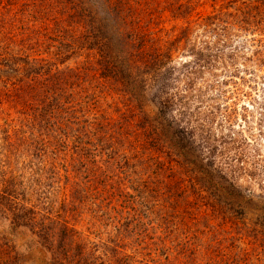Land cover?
<instances>
[{"label": "trees", "instance_id": "16d2710c", "mask_svg": "<svg viewBox=\"0 0 264 264\" xmlns=\"http://www.w3.org/2000/svg\"><path fill=\"white\" fill-rule=\"evenodd\" d=\"M250 5L237 14L205 17L196 12L194 0H33L22 5L21 22H30L32 28L36 25L33 14L37 10L48 16L43 29L53 34L46 40L56 43V56L68 59L77 51H86L94 54V62L80 71L55 68L52 73L50 63L26 54L28 47H23V51L17 49L25 54L18 59L0 55V66L6 69L5 82L19 87L18 94L32 96V123L38 127L35 128L37 136H31L21 145L36 162L33 164L36 171L30 174L31 183L27 185L32 190L25 189L22 181L16 185L13 180L7 181L0 190V220L7 224L8 235L22 239L21 248L39 250L44 255L42 264H150L145 258L133 261L120 244L126 237H135V242L144 239L146 226L169 224L168 228H172L175 225L162 212L152 217L142 214L143 211L137 214L138 210L131 208L136 196L144 201L149 198L146 205L150 207L144 206L146 211L168 208L174 210L173 217L177 219V209L182 204L190 206L197 192L206 193L207 205L216 214L264 234V198L251 199L249 192L242 191L228 177L227 170L214 162L217 143H228L226 138L212 139L210 130L204 131L214 119L213 112L205 116L200 126L193 127L197 120L192 118L198 113L188 107L193 102H202L203 90H218L220 76L215 72L216 67L223 66V74H228L226 62L241 49L248 53L245 55H251L244 60L252 64L249 68L264 72V38L254 37L259 28H262L259 37L264 36V12L260 11L264 4ZM160 9L179 22L172 29V33L178 29L177 32L166 33L165 38L158 36L164 29L154 31L141 24L143 18L154 25V14ZM196 16L199 17L194 20ZM34 32L33 29L30 33ZM242 34L245 36L241 37ZM42 39H35V44H41ZM232 40L237 44H232ZM10 44L16 47L13 41ZM9 47H0V52L8 53ZM90 71L98 74L103 87H111L141 113L135 125L122 124L114 129L109 124L96 122L87 115L84 106L83 109L79 106V92L93 80ZM20 74L22 77L16 78ZM206 74L213 81L202 88L198 81L205 83ZM239 74L234 68L229 78ZM226 79L228 82V76ZM178 106L181 110L175 112ZM235 117H238L236 111L227 107L221 114L222 121L229 125ZM140 136L149 150L164 156L173 165L166 166L159 156L153 163L150 159L145 162L137 158L136 148L129 143L127 148L132 156H128L124 143L127 138L141 141ZM69 141L73 155L66 162L58 155L65 153L62 150L69 147ZM121 148L124 153L119 151ZM59 163L76 168H71L75 176L72 180L69 170L63 169L67 166ZM150 169L153 178L147 175ZM115 173H120L122 178L114 182ZM62 178L71 186L69 198L73 211H89L98 220L110 216L107 219L112 222L117 217L122 221L117 229L120 231L117 242H88L67 221L46 215L40 208L41 202L35 203L37 186L48 187L50 182L57 184ZM122 182L129 184L128 189L137 195L120 190ZM93 199L100 200L90 210L86 203ZM17 249V244L6 234H0V264H19ZM135 254L139 255L136 250Z\"/></svg>", "mask_w": 264, "mask_h": 264}, {"label": "rangeland", "instance_id": "374dc122", "mask_svg": "<svg viewBox=\"0 0 264 264\" xmlns=\"http://www.w3.org/2000/svg\"><path fill=\"white\" fill-rule=\"evenodd\" d=\"M0 1L2 2L0 5V47L10 46L6 49L8 53L0 52L1 57L5 59L12 57L15 59L21 58L25 55H22L24 50L22 48L28 47L26 54H30L31 57L37 59H44L50 63L52 65L50 66L52 73L55 68L80 71L81 67L90 66L89 64L94 62V54L86 51H77L68 59L60 55L56 56V43L46 40V38H51L53 34L44 30L48 16L43 14V12L37 10L33 14L36 22L33 28L30 22L29 24H26V20L24 23L21 22L23 16L19 13L22 10V5L33 0ZM194 1L197 4L196 12L203 17L214 14H222L224 16L237 14L243 11L247 5L258 6L260 3L264 4V0ZM260 11L264 12V5H261ZM199 16H196L194 20ZM141 19V24L144 28L147 27L154 31L164 29L163 32L158 33L161 38H165L166 33L174 34L178 30L176 29L172 33L173 27L179 22L173 20L172 15L169 12H163L162 9L157 10L154 14V25H149L147 21H144L143 18ZM158 24L160 25L158 26ZM25 28H29V31ZM33 29L35 32L30 33ZM260 30L262 28L255 32L254 37L264 38V36L259 37ZM196 33L193 34L195 39ZM244 36L245 34H242L241 37ZM32 37L35 39L43 38L41 44L36 45V40L32 39ZM22 39H24V42L21 41ZM11 41L15 43L16 47H12ZM232 44H237L236 40H232ZM18 48L22 49V51L17 52ZM239 51L240 53L237 56L226 62L228 74H223L221 69L223 66L216 67L217 70L215 72L220 76L217 78L219 80L218 90H203L205 96L201 100L202 102H193L188 107L191 110L194 108L198 113L196 118H192L197 120L193 127L200 126L205 116H208L209 112H213L214 119L204 131L210 130L212 139L226 138L228 143V145L217 143L219 147L217 149L218 152L213 157L214 162L224 170H227L228 177L235 180L236 184L242 188V191L247 194L249 192L251 199L257 201L259 198H264V72L261 69L251 70L249 67L252 64L244 61L251 55H245L248 54L245 49ZM70 55L68 54V56ZM17 63L23 66V63ZM46 68L47 66L44 67V70ZM234 68L240 74L238 77L230 79L229 73ZM0 70V190L7 181L11 180L15 181L16 185H19V182L22 181L25 189L29 188L32 190L33 187L27 185L31 183L32 176L30 174L36 171V165H33L36 162L31 158V154H26L25 147L21 145L24 142L27 143L28 138L31 136H37V129L35 128L38 127L37 125L33 126V118L31 117V106H33V103L30 102L33 98L30 95L18 94L17 88L19 87L5 82L6 78H4L3 72L6 69L0 66ZM89 76L93 80L90 81V85H85L86 89L84 91L79 92L81 99L79 106L82 109L83 106L84 109L86 108L85 110H87V115L90 118H95L96 122L109 124L114 129H118V126L122 124L135 125L140 120L141 113L134 109L133 105L129 104L125 98L117 94L111 87H103L102 80L99 79L96 72L90 71ZM227 76L228 82L226 81ZM19 77H22L21 74L17 75L16 78ZM203 80H205V83L198 81L202 88L213 81L211 76L207 74ZM18 101L23 102L21 104ZM211 107L218 110H212ZM225 107L234 109L238 115L231 125L221 119V114L224 113ZM177 110H181L179 106L176 107L175 112ZM186 112L189 113L188 110ZM245 115L248 116L246 119L243 117ZM140 140L133 141V138L130 140L127 138L123 148L127 150L128 156H132L129 148H127L129 143L136 148L137 158L145 162H147L145 159H150V163H153L158 160L156 157L159 156L161 162L166 166L173 165L169 164V160L164 156L149 150L143 137L141 138L140 136ZM70 142L69 147L62 150L65 153L60 152L58 155V157L65 159L66 162L73 155ZM123 148L119 150L121 153H124ZM63 164L61 163L60 165L62 166ZM227 164L228 168L226 169L225 165ZM64 166H67L63 169L67 168L69 170L68 176L72 180L75 176L71 168H76L68 163H65ZM63 169L62 167L59 168L62 177L65 174ZM137 169L140 168L137 167ZM115 175L116 177L113 178L114 182L122 178L120 173H115ZM147 175L149 178H153L152 169L148 170ZM181 177H184V175ZM121 186L120 190L124 189L131 196L137 195V193L128 189L129 184L126 182L124 184L122 182ZM185 186L188 185L185 184ZM37 188L39 192L36 194L38 201L35 203L41 202L40 208L46 215L53 218L59 217L67 221L88 242L100 244L99 241L101 243L118 241L120 231L117 229L123 224L122 221L117 217L112 222L108 220L110 216L98 220L93 218L89 211H73L69 198L71 186L65 183L64 178L57 184L50 182L48 187L43 185L37 186ZM114 188H117L115 184ZM197 194L192 196L190 206L182 204L177 209V219L173 217L174 210L168 208L163 211H159L157 208H151V210L146 211L144 206L149 202V198L147 197L146 202L142 197L136 196L134 205L131 208L138 210L137 214L143 211L144 213L142 212V214L151 215L152 217L162 212L163 215L170 217L172 224L175 226L172 228H168L169 224L165 226H160V224L146 226V231L142 234V236H145L144 239L140 238L136 242L134 241L135 237L130 239L126 237V240L120 244L126 255L133 257V261L145 258V261L149 260L152 262L150 264H264V234L245 229L238 223L231 221V219L223 218V216L216 214L207 205L206 193L197 192ZM156 199L160 200L159 197ZM99 200L93 199L86 204L90 207V210H93L96 208L95 203L99 202ZM146 206L150 207V205ZM125 210L124 212H126ZM130 214L133 213L130 212ZM124 217H127V214H124ZM141 218L143 219V217ZM145 222L148 223V221ZM154 222L156 223V221ZM3 233L7 235L8 239L17 244V252L20 254L19 264H42L44 255L39 250L28 251L21 248L22 239L18 238L16 240L8 235L7 224L0 220V234L2 235ZM135 250L139 253L137 257ZM148 253L150 255L147 257L145 254Z\"/></svg>", "mask_w": 264, "mask_h": 264}]
</instances>
